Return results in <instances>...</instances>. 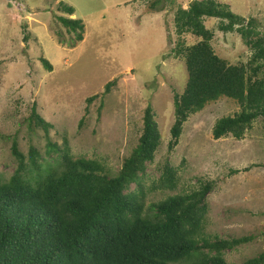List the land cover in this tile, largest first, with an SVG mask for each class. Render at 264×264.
<instances>
[{
	"label": "rangeland",
	"instance_id": "obj_1",
	"mask_svg": "<svg viewBox=\"0 0 264 264\" xmlns=\"http://www.w3.org/2000/svg\"><path fill=\"white\" fill-rule=\"evenodd\" d=\"M191 1L163 0L152 9L151 0H0V177L7 180L15 171L10 147L16 134L25 154L30 143L45 150L43 130L28 135L26 128L34 105L52 124V141L61 144L65 136L74 157L97 159L113 176L136 146L151 104L161 142L141 179L147 213L153 203L211 181L204 233L213 241L252 236L225 251L229 264H241L264 250L262 117L242 139L231 134L215 138L216 120L241 109L224 96L191 114L178 144L169 146L173 97L184 91L188 79L184 58L172 52L178 38L174 14ZM216 1L246 21L253 17L264 32V0ZM59 2L75 8L69 16L83 21V40L76 41L75 33L59 23L58 16H68ZM219 22L205 17L216 54L230 64H248L251 48L238 32L221 30ZM185 39L188 45L198 41L193 34ZM41 57L52 63V71ZM113 79L116 84L102 96ZM95 94L100 97L88 101ZM166 164L176 172L173 190L157 185Z\"/></svg>",
	"mask_w": 264,
	"mask_h": 264
},
{
	"label": "trees",
	"instance_id": "obj_2",
	"mask_svg": "<svg viewBox=\"0 0 264 264\" xmlns=\"http://www.w3.org/2000/svg\"><path fill=\"white\" fill-rule=\"evenodd\" d=\"M162 1L151 0V8ZM59 10L68 14L58 16L59 23L75 33L76 41L83 40V21L69 16L75 8L59 2ZM205 17L219 18L221 30L241 35L252 50L248 64H230L216 54L211 43L214 33L206 27ZM174 22L178 38L172 52L184 58L188 79L184 91L173 97L170 148L178 144L191 114L224 96L236 100L241 109L216 120L215 138L231 134L242 139L259 117L264 130V32L256 20L246 21L216 0H192L187 8L177 7ZM189 34L198 41L188 45ZM41 62L53 70L47 58L41 57ZM115 84L116 79L107 82L102 96ZM51 127L34 105L26 128L28 135L36 128L43 130L44 152L30 143L25 154L17 134L12 140L16 168L7 180L0 177V264H229L225 251L252 239L213 241L204 233L211 181L169 195L153 203L152 213H147L141 179L161 142L151 104L144 110L136 146L113 176L97 159L74 157L65 136L61 144L52 141ZM158 179V187L176 188V172L168 164ZM241 264H264V250Z\"/></svg>",
	"mask_w": 264,
	"mask_h": 264
}]
</instances>
